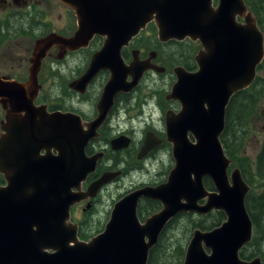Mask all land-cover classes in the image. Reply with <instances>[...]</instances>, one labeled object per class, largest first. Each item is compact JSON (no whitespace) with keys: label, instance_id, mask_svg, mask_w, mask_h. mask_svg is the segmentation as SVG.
Here are the masks:
<instances>
[{"label":"water","instance_id":"95a60500","mask_svg":"<svg viewBox=\"0 0 264 264\" xmlns=\"http://www.w3.org/2000/svg\"><path fill=\"white\" fill-rule=\"evenodd\" d=\"M75 10L73 36L55 33L36 40L25 81L0 77V104L5 111L0 133V264H146L149 250L166 225L181 212L206 214L220 210L225 220L209 229H195L181 264H264L261 257L242 259L253 225L245 198L250 189L238 166L225 154L220 135L226 107L237 91L248 87L264 56V35L244 0H61ZM242 21H238L237 18ZM155 20L158 39L199 40L196 70L176 66V80L167 99L180 110L165 113L166 140L172 144L174 165L164 182L130 191L113 205L104 230L84 241L69 221L70 208L120 174L105 171L86 190L82 183L103 156L87 154L88 143L113 106L116 94L129 92L144 72L163 67L150 59L126 64L121 49L148 21ZM94 34L105 36L91 55L85 72L69 86L83 93L101 69L110 76L97 101V115L88 122L70 111L48 112L36 105L38 70L46 51L59 44L74 50ZM155 52L151 54L154 55ZM130 77V79H128ZM130 139L110 140L112 149ZM161 139L148 132L138 158ZM208 178L213 189H207ZM141 198L157 200L158 211L140 221Z\"/></svg>","mask_w":264,"mask_h":264},{"label":"rangeland","instance_id":"374dc122","mask_svg":"<svg viewBox=\"0 0 264 264\" xmlns=\"http://www.w3.org/2000/svg\"><path fill=\"white\" fill-rule=\"evenodd\" d=\"M53 3L48 1L46 5H52ZM67 6V5H66ZM74 10V9H73ZM262 11L264 13V1L262 2ZM65 12H69L67 8L60 7V15H52L50 21L51 29H55L58 32H62L65 29V24H69L70 21L67 19ZM72 14V12H71ZM157 29L144 28L142 31V39L139 44H134L128 51L127 60L131 59V50L138 48L140 50L141 58H145L148 52L151 50L152 44L157 40ZM155 40V41H154ZM16 40L13 41V46L17 49L18 58L14 65L19 62L20 53H23V48L31 47L33 41L29 39L20 40L18 47L15 46ZM192 48L190 45L189 51H184L180 56H188L189 60L194 62V55L198 51L199 45L197 41H192ZM96 47V46H95ZM95 47L87 48V53L81 52L80 55H74L73 58H69L66 62L67 65L60 68H54L49 74L44 77L43 93L42 97L39 98L49 107L59 108V110H71L80 113L83 117V121L91 120L97 112L96 102L101 91V80L97 79L92 83L88 89L83 93H75L68 87V83L76 78L86 67L87 62L85 60V54H91L95 51ZM188 50V49H187ZM25 51V50H24ZM30 51V50H29ZM179 55L180 51L172 52V55ZM48 63V59L44 64ZM167 66L168 72L165 74H157L152 72L145 76L141 81L140 87L132 92L129 99L122 100L118 111L112 113L111 117L106 121L100 135L94 141H91L87 147L88 153L95 151H105V156L99 160L97 166V172L102 174L104 171H115L120 170L118 177L112 179L110 182L104 184L97 195V200L92 199V206H86L90 198L76 203L70 211L69 220L76 223L80 230H83L88 235L87 240L92 236L98 234L104 229L106 222L108 221L111 210L114 203L122 197L124 194L129 193L135 187H142V185H157L166 180L169 170L173 166V158L171 155V145L165 142L164 145L157 147L154 150L153 155L148 157L146 160H138L136 153L143 140V137L147 131H154L155 133H163L164 135V116L167 109L173 108L174 104L172 101L166 99V95L169 92L171 85L175 81V75L173 74L172 68L177 64H171L169 60L162 61ZM31 64V63H30ZM181 65V64H178ZM23 73L21 78L26 80L29 76V62H24ZM183 66V65H182ZM171 72V73H170ZM260 77H264V58L261 69L257 72ZM56 83V85H54ZM5 111L0 104V133L1 122L4 120ZM145 120L149 122L145 124ZM236 129L238 128L237 123L233 124ZM125 131H130L133 134V142L128 148L121 150H114L110 146V140L112 138L122 136ZM264 137V88L261 94L257 95V101L254 106L251 120V131L247 137L244 138L242 146L237 153L239 157H244L250 163L249 177L253 179L251 190L253 193L258 194L264 189V183H259L254 178V159L258 153L261 141ZM144 159V158H143ZM237 166L235 162L232 163L231 169ZM97 175V174H96ZM92 176V175H90ZM87 179V182L82 184V189L86 190L88 184L93 178ZM0 178L3 180L2 175ZM4 182V180H3ZM0 181V184L3 183ZM91 201V200H90ZM86 206V207H85ZM148 211L141 214V218H146L158 211ZM199 218L197 214H191L190 217L180 215L173 219L172 224L166 227L163 231L167 239L169 252L171 258L162 259L160 257V263L169 264L170 262L176 261L177 257L172 254V249L175 245H187L193 227L191 225L194 221ZM170 223V222H169ZM162 234V233H161ZM160 234V236H161ZM159 236V237H160ZM264 261V259H262Z\"/></svg>","mask_w":264,"mask_h":264},{"label":"flooded vegetation","instance_id":"af4514ba","mask_svg":"<svg viewBox=\"0 0 264 264\" xmlns=\"http://www.w3.org/2000/svg\"><path fill=\"white\" fill-rule=\"evenodd\" d=\"M48 1L52 2L53 4L45 6V3ZM60 7H64L65 9L67 8L68 10H70L72 12V14H71V12H70V14H69V12L64 13V15L68 16L67 19L70 21V23L65 24V29L62 32H58L55 29H51V26H50V23H51L50 19H51L52 15L53 14H55L57 16L60 15ZM76 29H77V19H76L75 11L71 7L66 6L60 0H0V77L12 79V80H17V81H25L24 79L21 78V73H23L24 68H26L24 66V62H29V67H30V63H31L30 60L33 56V51H34V48L36 45V40H38L39 38H42L48 34H51V33L59 34V35L65 36V37H71L72 35H74ZM24 39H29L30 41H33V43L31 44V47L23 48V53H20L18 64L14 65L13 62L17 61L18 54L16 52L17 49L13 46V41L16 40L15 46L18 47V42L20 40H24ZM172 40H174V39H170V40H167L165 42H161L158 40V41H156V43L151 44V47H150L151 50L148 52V55L145 58H141V54L139 52V58H141V59H148L149 58L150 62L152 64L161 66L164 68V70L161 72H158V71L151 68V69L144 72V74L141 77V79L139 80L138 84L132 90H130L129 92H126V93L120 92V93L116 94L114 97V100H113V106L109 110L108 115H107L105 121L103 122V125L99 128V135H100V131L102 130L106 121L111 117V115H113L112 113H115V111H118V109H119L118 107L120 106L122 100H124L125 98L129 99L132 92L135 91L136 89H138V87H140V83L145 78L146 75H148L152 72H155L157 74H163V73L165 74L166 72H168V71H166L167 66L162 63V61H165V60H163V58H161V54L159 53L158 49L155 48V46L162 48L165 51L174 52L173 48H171L170 45L167 44V42L172 41ZM102 41H103L102 36L94 35L92 37V39L89 41V44L87 46L79 47V48L74 49V50L64 49L59 44L58 45L57 44L52 45L46 51L45 56L41 60V64H40L39 71H38V82L41 86L38 90V95L35 99V104H45L43 101H40L39 98L42 97V93H43L42 87H43V83H44V77H46V74H49L50 76H52L49 73L51 70H54V68H56V67L58 68V70L60 68L64 67V65H67L64 62H66L69 58H73L74 55H80L81 52L87 53V51H86L87 48H93V46L94 47L96 46L94 49L96 51L97 49L100 48ZM174 41L182 42V40L181 41L174 40ZM183 41H186V40H183ZM134 44H137V42L136 41H134V43L131 42L127 47H124L121 50V56H122V58L126 64H129V62L131 61V59L127 60V57H128L127 51ZM153 52H155V53L153 56H151V54ZM91 54L90 55L85 54L86 55L85 60L87 62L85 69L76 78L72 79L68 84H70L72 81L78 79L85 72V70L88 67ZM166 57L167 56L165 55V58ZM47 59H48V63L44 64ZM29 67H27L28 71H29ZM172 70H173V68H172ZM109 76H110V72L107 69L99 70L97 72V74L95 75V77L89 82L85 91L88 89V87L92 83H94L97 79L100 78V80H101L100 94H101L102 89H103L104 85L106 84ZM54 85H56V83ZM68 87L70 89H72L69 85H68ZM73 91L75 93H79L75 90H73ZM83 93H79V94H83ZM100 94H99V96H100ZM98 99H99V97H98ZM98 99H97V101H98ZM167 100L172 101L171 103L174 104L173 108H170L167 110H172L174 112H178L180 109L179 102H177L176 100H172V99H167ZM45 105H47L48 111L59 110V108L49 107L48 104H45ZM61 111H63V110H61ZM66 111L77 113V112L71 111V110H66ZM77 114H79L83 120L82 115L80 113H77ZM96 114H97V112H96ZM86 121H89V120H86ZM145 124L148 125L149 122L147 120H145ZM148 132H153L157 138L161 139V142L154 149L147 152L146 155L142 156L141 158H138L137 154L139 153L140 147H141V145L145 139V136ZM162 134L163 133H160V132L155 133L154 131H147L143 137V140H142L139 148H138V151L136 153V158L138 160H141V159L146 160L148 157L153 155L154 150L157 147L164 145L165 142H167L165 139V137H166L165 136V127H164V135H162ZM122 136H125V137L130 139L128 146L123 147L124 149L128 148L129 145L131 144V142H133V139H132L133 134L130 131H125L124 133H122ZM134 141H135V138H134ZM123 148H120L117 150L119 151ZM95 152H97V151H95ZM95 152H91V153H95ZM103 153H104V155H103V157H104L105 151H103ZM99 171H100V169H99ZM99 171L96 172L95 174H92V176H90V178H93V180L95 178H97L100 175ZM115 171H120V170H115ZM94 176H95V178H94ZM116 177H118V176H116ZM3 183H1V184H3ZM142 186H144V185H142ZM136 188H138V187H135L133 189H136ZM93 200H97V197L94 198ZM86 206L89 207V209H90L92 206V200L88 204H86Z\"/></svg>","mask_w":264,"mask_h":264},{"label":"trees","instance_id":"16d2710c","mask_svg":"<svg viewBox=\"0 0 264 264\" xmlns=\"http://www.w3.org/2000/svg\"><path fill=\"white\" fill-rule=\"evenodd\" d=\"M264 0H245L248 7L254 13L257 22L261 29L264 31V13L262 11V2ZM154 25H150L149 29H153ZM142 37H138V42L141 41ZM155 41V40H154ZM156 43V42H154ZM192 41L186 40L182 42H176L174 40L167 42L174 51H180L179 55H172V52L165 51L162 48L156 47L161 54L163 60H169L171 64H181L187 70L195 69V62L188 59V56H180L184 51H189L190 45L192 46ZM152 44V42H151ZM164 48V47H163ZM193 49L195 47L192 46ZM188 49V50H187ZM165 55L167 56L165 58ZM263 63V62H262ZM260 63L257 67L259 71L262 67ZM264 88V77L257 75L252 82V84L243 90L236 92L230 99L228 106L226 108L225 114V125L224 130L220 135V140L223 145L226 155L236 163L240 168L241 174L244 180L248 184L253 183V179L249 177V168L251 167L248 160L244 157H239L237 153L239 152L242 142L245 137L251 131V120L252 113L254 110L255 103L257 101V95L261 94ZM237 123L238 128L233 126L234 123ZM254 178L259 183H264V137L261 141V146L258 153L254 159ZM95 178V176H94ZM0 181L2 179L0 178ZM3 182V181H2ZM205 185L207 188L212 189V183L209 179H205ZM245 205L247 212L253 223V235L250 242H248L240 251L239 255L242 259H252L254 257L260 256L264 259V189L258 194L253 193L250 190L245 199ZM160 208V203L155 200L142 199L138 206V214L141 217L143 212L155 211ZM192 213H180L186 217H190ZM225 219V215L222 211L216 210L211 211L206 215H199V218L193 222L191 227L200 228L202 230L211 229L215 226H218ZM173 220L166 226L169 227L172 224ZM79 238L87 239L88 235L85 231L80 230L78 232ZM185 245H175L172 249V254L177 257V260L170 262L169 264H181L185 254ZM169 247L165 234H161L158 242L150 249L148 254L147 264H162L160 263V257L163 259L171 258L172 255L169 252ZM164 264V263H163Z\"/></svg>","mask_w":264,"mask_h":264}]
</instances>
